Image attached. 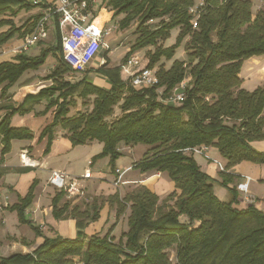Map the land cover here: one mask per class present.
I'll list each match as a JSON object with an SVG mask.
<instances>
[{"label":"trees","instance_id":"trees-1","mask_svg":"<svg viewBox=\"0 0 264 264\" xmlns=\"http://www.w3.org/2000/svg\"><path fill=\"white\" fill-rule=\"evenodd\" d=\"M203 1L197 28L193 29L192 0H106V6L113 10L112 20L123 15L118 22L121 28L137 21L138 36L123 62L134 51L153 45L154 51L141 67L157 65L158 87L164 96L191 77L185 100L174 105L162 102L154 88L139 91L131 87L123 79L121 67L97 70L106 77L110 89L93 84L86 76L74 83L63 80L72 70L63 61L59 31L57 44L38 56L17 54L12 60L0 61V98L6 99L8 89L25 71L37 69L49 53L57 59L48 75L53 79L51 86L27 94L17 105H2L6 112L0 119L1 157L9 152L13 140L33 138L21 117L44 100V109L37 114L52 107L54 113L39 136L47 137L43 154L49 152L58 128L68 133L72 145L102 143V151L93 159L108 156L113 171L121 146L144 144L145 153L132 167L142 173H165L174 185L162 200L144 185L122 196L118 192L108 196L110 206L115 204L116 221L128 211V229L118 241L111 232L90 237L43 236L29 253L0 255V264H171L172 256L173 264H264V212L239 195L232 183L234 177L225 171L242 161L264 163V150L252 145L264 139V83L248 91L241 87L240 77L244 60L264 56V9L254 14L249 0ZM15 7L35 6L26 0H0V16ZM40 16L31 17L20 27L1 19L0 26L8 24L9 28L0 33V46L17 32L22 36L31 32ZM173 28L180 29V38H189L185 45L189 61L173 60L166 68L161 59H172L176 47L157 44ZM124 88L127 93L122 97ZM75 95L84 100L93 96L90 112L69 115ZM116 105L121 115L109 119ZM201 146L207 147L208 154L210 147L215 148L225 162L220 179L203 171L195 153L187 150ZM216 183L229 191L228 201L216 196ZM63 195L60 190L52 199L56 219L71 216L80 230L97 220L100 206L96 201L89 216L78 206L69 211L67 202L58 205ZM32 199L33 186L7 208L25 222L24 211ZM28 222L40 234L41 227Z\"/></svg>","mask_w":264,"mask_h":264},{"label":"crops","instance_id":"crops-1","mask_svg":"<svg viewBox=\"0 0 264 264\" xmlns=\"http://www.w3.org/2000/svg\"><path fill=\"white\" fill-rule=\"evenodd\" d=\"M41 1L43 2L44 5L39 4V6H35L33 8L27 9L29 13H26V14H32L30 16H32L33 18L34 16L41 14L43 12L46 6L45 3H48V4L51 3V0H48V1L41 0ZM95 3L96 5L94 6V9L96 8L98 9V7L101 6L99 7L100 8L99 14H101V12L103 11H106L104 15L105 14L108 15L105 21L93 19V22L101 26L102 28L106 25L108 20L112 21L113 10L111 9L112 10L111 12H107L106 9L108 8L105 9L106 0H100V3L97 0V2ZM256 12H253V13L255 14ZM1 16H4V15H1ZM1 16L0 18L3 19ZM30 16L27 18V20L30 18ZM8 19L12 20L10 18H7V20ZM12 22L14 23V21ZM25 23L26 21H24L21 25H19L20 23L19 24L16 23L15 26L20 27L24 25ZM56 24L57 23H52V22L49 23L47 30H46V36L41 38L39 42L31 46L27 51L20 53V54H26L27 56H31V57L38 56L42 50L56 45L58 41L57 31H59L60 33L59 28L58 29L56 28ZM8 28H9L8 24H4L0 26V33L6 31ZM25 28L26 26H24L22 30H24ZM51 30H54V32ZM22 37L23 36L17 32L12 37H10L8 40L3 42L1 46L7 47V46H11L12 44H17L22 39ZM60 37H61V33H60ZM51 38L53 39L52 41H50ZM17 54L19 53H14V54L3 56L0 58V61L12 60L13 57ZM107 54H108L107 52L106 53L103 52L101 54V58H100L101 64L98 62L100 65L98 63L96 64L95 60L97 58L95 57L96 59L94 58L92 60L88 68H90V70L91 69L95 70L96 67L99 69L101 67L107 66L109 64V60L106 57ZM103 62L105 63L103 64ZM56 64H57L56 56L53 53H49L46 56L43 64H41L35 70L25 71L23 75L21 76V78L8 89L7 94H10L8 98L11 97L9 98V100L11 99V101L5 100V102L6 101L12 102L14 103L13 105H17L22 101V99L27 94L37 93L41 89L51 86L53 84V79L48 78V75L50 74L52 69L56 66ZM240 76L242 78V86L250 91L263 85L264 83V57L254 56V57L244 60L242 64ZM104 78L106 79L105 76ZM123 79L127 81L124 74H123ZM0 100L4 101V99H1V98ZM2 105L4 106L6 105V103ZM2 105H0V119L3 117V115L6 112L5 109L1 108ZM35 105L36 107L33 106V110L31 112H28L21 117V123L24 126L32 130L33 138L32 139H21V140L15 139L13 141H18L17 144L19 146V151L14 156H18V154L22 150H28L29 157L35 163H37V166L36 167H22L21 164L19 163V158L18 159L16 158V162L13 159L14 156L11 153L12 150L6 153L2 157L0 156V185L3 191L8 195V199L5 203L6 205L3 204L4 207L0 211V218L2 219V223L4 225V228L6 229V232L10 233L15 238L18 237L17 236L18 234H16L14 231H9V229L7 228V220L4 214L5 212H7L9 214L17 215V212L15 210H9L7 207H10L11 205L17 203L21 198L25 197V195L28 193L31 186H33V199H32L31 204L24 211L25 214L27 215L28 213V215L33 217L31 219L35 225H40L42 222L44 223V227L41 228V231L47 228V223L54 225L51 228L53 230H56V232L59 233L57 235L61 237H76L77 235H81V234L90 236L92 234L97 233L98 231H101V228H104L105 226L107 227V225L109 226L110 224H114L115 222L111 223L109 219L111 217H113L114 219L116 218L115 209L114 207L110 206L109 202L105 198V197L111 196L109 192L118 191L120 196H122L127 191L134 188L135 186L144 185L147 188H149L151 191L156 193L161 200L169 194L167 193L165 196H161L156 186L157 182H155L156 180L160 179L162 176L166 175L165 173H161V172L142 173L138 169L133 168L131 165H129L131 166L129 169L128 168L121 169V168L116 167L117 169H120L121 171L124 169H127V171L123 174L120 182L117 185H115L114 181L117 178V174L115 171L112 170L111 165L106 164L107 161H105V166H104V161H103V158L101 159V157L93 159L94 156L98 155L102 151L103 144L98 141H92V142H88L85 144L72 145L68 138V133L64 129H61V128L56 130L55 138L51 144L49 152L47 154H43L45 146L47 144V137L39 139V136L43 128L52 121L54 108L53 107L50 108L47 112H45V114H42V113L37 114L38 112L42 111L40 107L45 106V101L43 100L42 102L35 104ZM262 141L263 140L254 141L252 142V145L258 150H264V147L261 148L260 142ZM136 146L137 145L121 146V147L123 149H130V151H132V149ZM0 149H1V145H0ZM211 150L216 151L215 148H209V151ZM145 151L146 149L144 150L143 154L145 153ZM215 158L223 161V159H221L218 153H217V157ZM247 162L248 161H243L235 165L233 168H231V170H234L232 173L234 174V177L238 175V177L240 178L239 182L244 181L245 176H249L252 180V177L250 175L246 173L240 174L237 172V170L240 168V164L247 163ZM78 166L82 168L81 172L79 173L76 172V168ZM52 169L62 170L65 173H67L70 177H73V178L81 177L85 172L89 171V177L85 178L84 181L81 183L82 190L80 194L76 196H72V197L66 196L68 200L73 201L72 204L67 201L65 202H67L70 205L69 208L72 209L73 206H80V203H79L80 199L84 198L86 202L88 203L90 202L89 203L90 205L87 204L86 206H83L84 209L80 211L86 210L89 214V212L92 211V206H93L91 205L92 201H89V200H92L95 197L100 198V202L98 204V206H100V208L98 209L99 216L97 220L90 221L84 227V229L80 230L76 226L75 218L71 216H66L60 219H56L53 216L52 199L55 194H53L54 190L52 191L49 190V187L51 185L48 184L50 170ZM231 170L229 171L231 172ZM129 172H132L131 176L126 175ZM105 174L107 175L108 178L103 177V175ZM109 174H111L112 177H110ZM136 174H138V176H136ZM44 175L46 177L45 183L42 182V178ZM101 179H104L105 181H108L109 183L104 184L101 182ZM90 181H93L92 183L93 187L91 189V193L89 194L87 190V185H89ZM232 182H234V179ZM171 183L173 185L172 181ZM104 186H110V188L106 190L103 188ZM53 189L55 188L53 187ZM173 189H174V185H173ZM214 192L216 196L222 201H228L230 198V196L222 198L223 196L221 194V186L218 183L214 185ZM244 195H245V199H248L249 192ZM102 197L105 198L103 201H101ZM58 205H60V203ZM46 209L51 214V218L49 219L46 218ZM127 213L128 211L118 221H116V224L112 230L111 236L118 238V236H120V234L124 232L123 222L125 220V216ZM81 219H84V218H81ZM181 219H185V218L181 216ZM18 222H20L19 219H18ZM21 237L22 236L19 235V238ZM42 240H43V237L40 239V241L36 245L31 246V247L28 246L26 240L24 241L20 240L19 242L15 240L13 241L15 242L14 243L15 248L17 246V250L19 251L18 253H29L32 251V249L35 246L40 244ZM17 242L18 243L21 242L20 245H16ZM4 248L5 246L2 247V251L5 250Z\"/></svg>","mask_w":264,"mask_h":264},{"label":"rangeland","instance_id":"rangeland-1","mask_svg":"<svg viewBox=\"0 0 264 264\" xmlns=\"http://www.w3.org/2000/svg\"><path fill=\"white\" fill-rule=\"evenodd\" d=\"M26 1L31 2L34 6H39V4L44 5L41 0H26ZM34 1H37V2L39 1V3H37V2L34 3ZM98 1L100 3V0H98ZM192 1H193V5H192L193 7H197L201 2V0H192ZM249 1L251 2L253 12H256L259 9H264L263 0H249ZM96 2H97V0H96ZM95 5H96V3H94V5L92 7V14L90 16H92V18L94 20L97 19V20H104L105 21V19H107V17H108L107 14L104 15V13L106 11H103V12H101V14H99V9H100L99 7H101V6H99L98 9L97 8L94 9ZM106 8H108V7L106 6L105 9ZM24 9L25 8L20 9L19 7H15V9L13 11H9V13H7L6 15L1 16V17L3 19L10 18V19H12L11 21H14V23L15 22L18 24L20 23L19 25H21L24 21H27V18L30 15H32V14H26L29 12L27 11V9H25V10ZM106 10H107V12L112 11L109 8ZM31 17L32 16H30V18ZM122 17H123V15H117L115 17V19H113L112 21L108 20L106 25L104 26V29L111 28L110 34L105 37V42L107 44V47L110 49V51L106 55L107 59L109 60V64L106 66V68H113V67L120 68L124 58L126 57V55L128 54V52L130 50L131 45L134 43L136 37L138 36V33L136 32L137 21L135 20V21L131 22L127 27L121 28L119 26L118 22L120 21V19H122ZM51 31L54 32V30H51ZM179 35H180V29L179 28H173L170 30L169 36L165 40L160 41L157 44V45H161L163 47H171L174 45L176 47L175 53H174L172 59H168V60H165L164 58L161 59V62L165 63L166 68H168L171 65L173 60L186 61V62L189 61V58L187 55L188 53H187V50L185 49V45L189 41V38L188 37L180 38ZM52 36H53V34H52ZM52 40L53 39L51 38L50 41H52ZM60 44H61V41H60ZM13 45L14 44H12V46ZM154 49H155V47L153 45L152 46L148 45L144 48H141V49L134 51L133 54H135L137 57H140L142 59L141 61H148L149 56L154 51ZM27 50L28 49H26L25 51H27ZM103 52H105L104 49L99 52V54L96 57L97 59L95 58L96 60H98V61L95 60L96 64L98 62L99 63L101 62L100 58H101V54ZM14 53L15 52H9V53L5 54L4 56L14 54ZM99 59H100V61H99ZM97 69L98 68L96 67L95 70L94 69L90 70V68H87L83 72H78V73L77 72H69L63 76V80H67V81H70L71 83H74V82L79 81L83 76H86L88 78V80H90L93 84L100 86V87H103L105 89H110V84L104 78V75L102 73L99 74L96 72ZM154 70L155 71L157 70V65L154 67ZM186 78L190 80L191 77L187 76ZM241 87L244 88L242 86V84H241ZM244 89H246V88H244ZM246 90H248V89H246ZM248 91H250V90H248ZM251 91H253V90H251ZM124 92L127 93L126 88H124V90H123L122 97L124 95H126ZM9 98H11V97H9ZM9 98L4 99V101L0 100V105H2L4 103L14 104L12 102H7V101L5 102V100L11 101V99L9 100ZM74 99L76 102H75V105L70 107L69 115H71V114L74 115L76 113L79 114L81 112H90L91 111V109H92L91 102H92L93 96H90V98L84 100V99L79 98L78 96L75 95ZM34 106L36 107V105H34ZM40 108H41V110L44 109L43 106ZM111 115L112 116L109 119H115L121 115V110H120L119 105L114 106L113 113ZM17 143H18V141H13L11 143V147H10L9 152L12 150L11 153L13 156L16 155L19 151V146ZM260 143H261V148H263L264 147V139ZM121 148L122 147H120V156L115 160V163H114L115 167H118L121 169H123V168L129 169L135 161L140 160V158L142 157V154H143L144 150L147 148V146L144 144H139L136 147H134L132 149V151H130V149H123V148H122L123 149L122 150ZM210 148H212V147H210ZM209 154L212 156V158L217 157V153L214 150L209 151ZM16 158L17 159L19 158V163H20V153L18 154V156H14L13 159L15 160V162H16ZM102 158L104 161V166H105V161H107L106 164L111 165L110 158L108 156L101 157V159ZM194 159L203 171H205L208 174H211L216 179L220 178L219 177L220 176L219 167L215 163H213L211 160H209L206 156L201 155V154H195ZM220 162L223 165V168L225 169V162L222 160H220ZM129 165H131V166H129ZM127 166H129V167H127ZM81 170H82V168L80 166H78L76 168L77 173L81 172ZM229 170H231V168L226 169L225 170V171H227L226 173H228L234 177V174H232L234 170H231V172ZM153 172H155V171H153ZM237 172L240 174L246 173L252 177V180H251V182L249 184V188H248L249 197L246 200L248 202H252L259 210L264 212V163H251V162L243 163V164H240V168L237 170ZM131 174H132V172H129L126 175L131 176ZM109 175H110V177H112L111 174H109ZM136 176H138V174H136ZM103 177L108 178L106 174L103 175ZM45 178L46 177L44 175L42 178L43 183H45V180H46ZM233 179H234V182H232V183L236 186V189H237V184L240 181V178L237 175L234 178H232V181H233ZM83 181H84V179L79 180V184H81ZM101 182L104 184L109 183L108 181H105L104 179H101ZM155 182H157L156 186H157V189L159 190L161 196H165L167 193H170L173 191L172 190L173 185H172L171 180L168 178L167 175L162 176L160 179L156 180ZM92 183H93V181H90L89 185H87V190H88L89 194L91 193V189L93 187ZM103 188L107 190L108 188H110V186H104ZM111 189H112V187H111ZM128 189H130V188H128ZM49 190L50 191L54 190L53 194H56L57 192H59L58 190L53 189V187H51V186L49 187ZM117 192L118 191L109 192V193H110V195H114ZM238 192L240 193L239 195L245 199L244 193L240 192L239 190H238ZM221 194L223 196L222 198L230 196L229 191L225 187H222V186H221ZM77 195H79V194H77ZM105 198H107V197H105ZM105 198L102 197L101 201H103ZM65 201H67L71 204L73 202L72 200H68V198L64 194L61 201L59 202L60 206H62L63 202H65ZM89 201H92L91 205H93L95 203V201H96V204L98 205L100 202V198L95 197ZM79 203H80V206H78V208L80 210L84 209L83 206H86L87 204L90 205L89 204L90 202L89 203L86 202L84 200V198H81ZM69 207H70V205H69ZM111 207H114V209H116L115 204H113ZM28 211H30V210H28ZM69 211H70V208H69ZM90 212H92V211H90ZM90 212H89V216L92 214ZM115 215H116V212H115ZM4 216L6 217V220H7V228L9 229V231H14L16 234H18L17 235L18 237L15 238L10 233L6 232V229L4 228L3 223L0 222V255L6 256V255H10V254H14V253L19 252L17 250V246L15 248V244H14L15 242L13 240L18 241V242L20 240L21 241L26 240L28 246L31 247V246L36 245L43 236L56 237L57 234H59L56 232V230H53L51 228L54 225H52L50 223H47V228L45 230L41 231L40 234H37L35 232V230L33 229V227L28 222L29 220L32 221L31 218H33L32 216L28 215V213H27V215L26 214L24 215L25 220H26L25 222H18V216L16 214H9V213L5 212ZM46 218L47 219L51 218V214L47 209H46ZM127 218H128V213L126 214L125 220L123 222L124 232H126L128 229ZM181 220H183V219H181ZM109 221L111 223L112 222L116 223V218L114 219L113 217H111L109 219ZM115 223L110 224L109 226L107 225V227L105 226L104 228H101V231H98L97 233L92 234V235L103 236L108 232L112 233V230L115 226ZM196 223L197 222H194V226L197 225ZM111 233H110V235H111ZM19 235H21L22 237L19 238ZM92 235H90V236H92ZM121 235L122 234H120V236H118V238L114 237L115 241H118L120 239ZM122 240L125 242V238H122ZM18 242L16 243V245H20L21 242L20 243H18ZM4 246H5V248H4L5 250L2 251V247H4ZM75 261L78 263L79 259L77 257H75ZM171 261H172L171 264L175 263V259L173 256L171 258Z\"/></svg>","mask_w":264,"mask_h":264},{"label":"built area","instance_id":"built-area-1","mask_svg":"<svg viewBox=\"0 0 264 264\" xmlns=\"http://www.w3.org/2000/svg\"><path fill=\"white\" fill-rule=\"evenodd\" d=\"M37 1H34L36 3ZM96 0H53L50 4L45 3V9L36 21L31 32L26 33L22 39L13 46H0V58L9 52L23 53L26 49L36 44L41 38L46 36V30L49 23H57L61 33V48L63 61L70 67L73 72L85 71L92 60L97 57L100 51L109 52L105 37L110 34L111 28L104 29L93 22L92 7ZM39 3V1L37 2ZM204 1L201 0L197 7H190L189 12L193 16L192 28H197V17L200 13V7ZM153 22V20H149ZM140 57L135 54L131 55L125 62L121 64L126 80L131 87L139 91L154 88L158 92L159 99L165 104L174 105L182 102L186 98V89L189 79H183L176 87H174L166 96L162 93V88L158 87L159 78L154 68L141 67ZM195 154L206 156L215 163L220 170H224L223 165L218 159L212 158L207 153V147L188 148ZM20 164L22 167H36L27 150L20 152ZM127 169H115L117 178L114 184L117 185ZM89 177V171L85 172L81 177H70L62 170H50L48 184L57 190H62L66 196L72 197L81 192V184L79 180ZM251 178L244 177V181L237 184V189L246 194ZM8 195L3 191L0 185V211L3 204L6 205ZM43 228L44 223L38 225Z\"/></svg>","mask_w":264,"mask_h":264},{"label":"flooded vegetation","instance_id":"flooded-vegetation-1","mask_svg":"<svg viewBox=\"0 0 264 264\" xmlns=\"http://www.w3.org/2000/svg\"><path fill=\"white\" fill-rule=\"evenodd\" d=\"M105 62H103V64H104Z\"/></svg>","mask_w":264,"mask_h":264}]
</instances>
